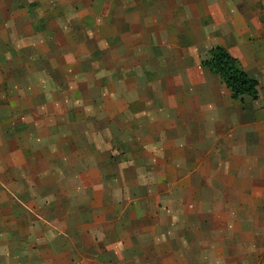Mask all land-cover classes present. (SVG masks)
I'll list each match as a JSON object with an SVG mask.
<instances>
[{"label": "rangeland", "instance_id": "rangeland-1", "mask_svg": "<svg viewBox=\"0 0 264 264\" xmlns=\"http://www.w3.org/2000/svg\"><path fill=\"white\" fill-rule=\"evenodd\" d=\"M238 3L0 0V264H231L245 213L165 153Z\"/></svg>", "mask_w": 264, "mask_h": 264}, {"label": "crops", "instance_id": "crops-1", "mask_svg": "<svg viewBox=\"0 0 264 264\" xmlns=\"http://www.w3.org/2000/svg\"><path fill=\"white\" fill-rule=\"evenodd\" d=\"M238 5L234 13L246 21L237 17L231 27L238 28L246 37L247 54L241 55L237 49L244 46L237 44L235 49L226 46L225 51L257 82V98L245 96L234 100L219 77L205 75L199 85L197 109L179 107L181 112L176 113L173 128H167L165 155L172 163L194 161L199 167L203 162L214 163V192L230 193L232 202L227 207L225 204V208L245 213L230 226L240 244L236 255H232L235 240L231 238V264H264V81L259 77L264 75V0H239ZM187 93L190 94L173 95L183 98ZM174 103L179 105V101ZM180 114L184 117L179 118ZM186 129L197 134L191 133L197 141L189 146L191 136L181 135V130ZM211 147L212 154L206 153ZM154 154L160 158L158 153ZM255 212H261V221L254 217Z\"/></svg>", "mask_w": 264, "mask_h": 264}, {"label": "trees", "instance_id": "trees-1", "mask_svg": "<svg viewBox=\"0 0 264 264\" xmlns=\"http://www.w3.org/2000/svg\"><path fill=\"white\" fill-rule=\"evenodd\" d=\"M201 67L219 77L234 100L245 96L257 98V82L241 70L237 59L230 56L224 49H212L208 57L201 62Z\"/></svg>", "mask_w": 264, "mask_h": 264}]
</instances>
